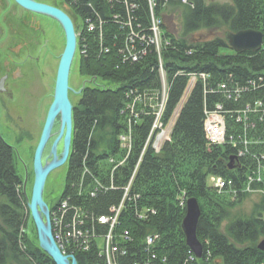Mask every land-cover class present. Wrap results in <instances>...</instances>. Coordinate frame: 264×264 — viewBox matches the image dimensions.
Masks as SVG:
<instances>
[{"label":"trees","instance_id":"obj_1","mask_svg":"<svg viewBox=\"0 0 264 264\" xmlns=\"http://www.w3.org/2000/svg\"><path fill=\"white\" fill-rule=\"evenodd\" d=\"M64 3L73 11L75 26L77 18L82 29L87 31L91 22L95 30L90 34L84 30L78 40L76 65L87 83L73 109L72 155L62 197L70 195L75 208L88 214H106L120 192L106 194L98 185L113 177L125 186L135 173L133 189L140 195L136 209H152L154 214L145 220L134 212L121 217L120 229L129 230L134 243L123 244L126 254L118 264L142 261L147 237L156 238L150 249L159 264L162 259L164 264H264V252L258 249L264 240V174L250 185L259 195L251 213L235 214V208L251 196L247 188L252 164L242 160L231 170L234 151L211 145L204 129L206 113L217 105L230 112L243 111L248 104L254 108L257 101L264 106V46L258 52L237 53L224 36L194 38L199 32L223 28L226 35L245 30L264 35V0H232L224 5L203 0ZM170 6L181 12L180 38L165 24L163 14ZM152 14L162 20L160 51L147 42L153 39ZM138 37L145 38L147 53L133 62L130 56ZM194 76L196 82L187 92ZM236 84L248 89L236 93ZM221 85L233 92L231 100ZM234 120L232 130L239 131ZM165 130L168 137L157 149V136ZM121 138L126 139V148L121 147ZM249 138L258 143L253 150L264 153V122L249 132ZM212 178L233 180V185L219 191ZM24 181L14 149L0 133V264H54L29 232L33 221ZM191 198L198 200L202 212L201 260L192 257L182 230ZM98 252L93 241L88 252H77L75 257L78 264H104Z\"/></svg>","mask_w":264,"mask_h":264},{"label":"rangeland","instance_id":"obj_2","mask_svg":"<svg viewBox=\"0 0 264 264\" xmlns=\"http://www.w3.org/2000/svg\"><path fill=\"white\" fill-rule=\"evenodd\" d=\"M185 1L183 3H189L190 0ZM203 1L209 5H224L232 2V0ZM176 8L170 6L163 14V17H165V24L168 26L169 31L176 38H180L182 34L181 12L180 9ZM35 16L20 8L13 0H0V83L4 80L3 90L0 86V133L15 151L17 168L25 179L24 183L27 180L26 191L28 197H31L34 184V153L48 109L53 101L57 69L60 56L65 47V38L59 25H56L49 18L43 17L53 24L42 22L47 27L48 35L45 39H47L46 44L48 43V45L41 46V50H38V52V48L33 50V46L28 48L32 49V51L26 47L24 50L19 48V38H14V34L16 30L25 32V26L30 28L35 26V23H38V19ZM75 22L76 27L80 28V20L76 18ZM8 33L13 35V38L9 39L10 41L8 42L3 41V38ZM226 33L225 28L220 31L208 30L195 34L194 38L208 41L215 37L224 36L227 39ZM34 36L35 39H38L37 34H34ZM27 54H30L31 59H27ZM38 58L39 60H37ZM76 59L77 57L74 59L70 74V87L73 90L70 93V98L74 106L80 100L79 95L76 93L81 89L83 90L84 83H87V80L80 75L77 69ZM7 68L10 69L12 74L21 70V72H18L20 78H14L10 75L7 79ZM168 132L165 130L157 136L156 143L159 148L167 139ZM160 136L164 138L159 140ZM68 169L69 164L57 169L50 177L44 193V200L50 210L59 202L66 189L65 183ZM248 193L251 196L242 205L235 208V214L249 215L253 210V205L259 200V195L256 192H252V190ZM234 199L232 198V200ZM29 232L32 234V239L37 242L38 236L34 223H31Z\"/></svg>","mask_w":264,"mask_h":264},{"label":"built area","instance_id":"obj_3","mask_svg":"<svg viewBox=\"0 0 264 264\" xmlns=\"http://www.w3.org/2000/svg\"><path fill=\"white\" fill-rule=\"evenodd\" d=\"M183 2L186 1L183 0ZM152 23L151 31L153 32V39L147 42L149 43L150 41L149 45L155 44L160 51L159 29L162 20L160 18H155L152 14ZM82 30L84 31L85 27ZM94 30L95 25L91 22H87V31L85 30V32L90 34L93 33ZM80 37L81 35L79 34L78 40ZM138 40V47L136 48L135 45L132 47L134 53L130 58L133 62H138L144 55L146 56L147 53V49L143 46L145 38L138 37ZM77 52H79V46L77 47ZM201 78L205 80L209 79V76L202 75ZM195 82L196 77L194 76L190 81L188 92L193 88ZM221 88L226 91L229 97L228 100H231L233 92H230L226 85H221ZM233 88L237 89L236 93H239L240 89H248V87H240L238 84ZM254 106L253 108L248 104L243 111L230 112L224 110L222 105H217L216 110L206 113V120L204 123L206 138L209 143L216 146L226 145L231 148L234 151L233 157L236 160L235 165H240L242 160L251 162L252 175L249 177L250 184L248 185L247 191H251V183L255 181L260 182L264 174V153L255 152L253 149L258 143H255L249 138V132L256 129L259 123L264 122V106L260 101H257ZM247 114H250V116H246ZM252 115H254L255 118ZM231 118L232 121L235 119V128L236 125L241 126L239 131L237 128L232 130ZM160 127L161 125L159 124L155 126L156 129ZM163 138L160 136L159 140ZM121 141V147L126 148V139L121 138ZM155 147L159 149L156 142ZM113 162L114 161L111 160V163ZM123 162H125V160ZM134 179L135 173L127 185L122 186L116 184L113 177L104 178L105 184L102 183L103 186L99 184L98 188L105 191L106 194L111 191H118L120 192V196L117 203L108 208V213L99 216L88 214L82 209L75 208L74 198L70 195L63 196L59 200L55 205L56 207L50 210V216L54 238L65 255L75 257L77 252H88L92 242L96 241L99 249L98 256L104 261V264L119 263L120 258L126 254L123 244L132 245L134 243L132 233L129 230L120 229L122 225V223H120L121 217L124 214H128V212H134L138 219L145 220L150 219V216L154 214L152 209H141V211L136 209L140 200V195L134 192ZM211 181L219 191H223L225 188H230L233 185V180H226L224 178H212ZM81 190L78 194H82ZM96 192H98V189ZM95 196L96 193H92V197ZM155 240L156 238L154 237H147L145 239L146 248L142 251V255L145 253L146 256L142 258V261L135 264H159L156 262L158 260L157 255L150 249V246L155 243ZM192 257L195 256L193 255ZM193 259L194 258H192V260ZM165 262L166 259L161 260V263L164 264Z\"/></svg>","mask_w":264,"mask_h":264},{"label":"water","instance_id":"obj_4","mask_svg":"<svg viewBox=\"0 0 264 264\" xmlns=\"http://www.w3.org/2000/svg\"><path fill=\"white\" fill-rule=\"evenodd\" d=\"M13 1L27 12L56 21L64 32L65 47L59 60L53 101L48 109L41 137L34 153L33 169L35 177L31 197H28L26 191L27 180L24 183V190L30 216L37 231L40 248L53 260L54 264H78L76 258L65 255L56 242L51 223L50 208L44 200L49 175L65 166L71 154L74 106L70 99V93L73 92L70 87V74L78 47L76 29L71 17L58 7L38 3L34 0ZM227 40L232 50L237 53L258 52L263 47L264 35L259 31L245 30L229 33ZM81 93L82 89L76 94L81 95ZM57 121L60 122V132L52 149L54 159L50 163L44 164L43 154ZM61 140L63 141V152L59 157L56 147ZM235 162V158L231 157L229 161L231 170L234 169ZM201 216L202 212L198 200L195 198L189 199L186 215L182 222V230L188 248L198 260L203 259L204 256V247L198 238ZM258 249L264 252V240L259 244Z\"/></svg>","mask_w":264,"mask_h":264},{"label":"flooded vegetation","instance_id":"obj_5","mask_svg":"<svg viewBox=\"0 0 264 264\" xmlns=\"http://www.w3.org/2000/svg\"><path fill=\"white\" fill-rule=\"evenodd\" d=\"M34 1H36L38 3H42V4H46V5L58 7L59 9L65 11L70 17L73 15V11H72L71 7H69L66 3H64V0H34ZM28 13H30V12H28ZM32 15L33 16L36 15L35 17L38 19V23H35V26H33L32 28H30L29 26L28 27L25 26L26 27L25 32L24 31H20L19 32V30H16V32L14 34V38L15 37H17V39L19 38L18 40L20 42V44H19V46H20L19 48L20 49L23 48V50H24L25 47L28 49V48H30V47L33 46V50L36 49V48H38L37 49V52H38V50L39 51L41 50V46L44 47V46L48 45V43L46 44L47 39H45V37L48 35V31L46 29L47 27L44 24H42V22L44 21V22H46L48 24H51V25H53V24L50 23L49 21L45 20L44 18H47L45 16L37 15V14H34V13H32ZM71 19H72V17H71ZM50 20L53 21L54 23H56V25H59L56 21H54L52 19H50ZM74 25H75V23H74ZM59 27L61 28L60 25H59ZM61 30H62V28H61ZM62 33H63V36H64L63 30H62ZM34 34H37V38L38 39H35L34 38L35 37ZM12 38H13V35H10V33H8L3 38V41L8 42V41H10L9 39H12ZM23 50H21V51H23ZM28 50H31L32 51V49H28ZM29 55L30 54H27V56H26L27 59H31V57ZM32 60H35V59H32ZM37 60H39V58ZM18 67H20V66H18ZM18 72H21V70H19L16 73H13L12 74L11 71H10V69L7 68V71H6V73H8L7 79L10 77V75H12L11 77H14V78H20V75H18ZM0 86H1V89L3 90V88H4V80L1 81ZM59 132H60V122L57 121L56 124H55V126H54V128H53L52 136H51L49 142L47 143L46 148H45V151H44V154H43V163L44 164L50 163L54 159V155L52 154V149H53L54 143L56 142V139L59 136ZM40 137H41V135H40ZM73 137H74V131H73ZM73 137H72V145H73ZM39 140H40V138H39ZM38 143H39V141H38ZM38 143H37V145H38ZM72 145H71V149H72ZM56 151H57L58 156L61 157V154L63 152V141L62 140L58 143V145L56 147ZM69 159L65 163V165H67L69 163ZM33 161H34V159H33ZM33 173H34V169H33ZM53 173H51L49 175V177L47 179V182H46V187H47L48 182L50 180V177H51V175ZM46 187H45V189H46Z\"/></svg>","mask_w":264,"mask_h":264},{"label":"bare ground","instance_id":"obj_6","mask_svg":"<svg viewBox=\"0 0 264 264\" xmlns=\"http://www.w3.org/2000/svg\"><path fill=\"white\" fill-rule=\"evenodd\" d=\"M75 29H76L77 39H78V35H79V34L82 35L83 30H82V27L78 28V27H76V26H75ZM76 57H77V59H78V52L76 53ZM76 57H75V58H76ZM77 59H76V61H77Z\"/></svg>","mask_w":264,"mask_h":264}]
</instances>
